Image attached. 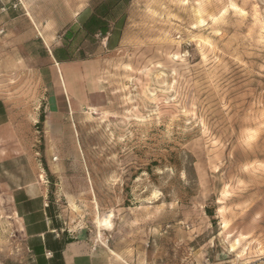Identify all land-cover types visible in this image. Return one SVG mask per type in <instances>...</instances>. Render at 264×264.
<instances>
[{
	"label": "rangeland",
	"instance_id": "rangeland-1",
	"mask_svg": "<svg viewBox=\"0 0 264 264\" xmlns=\"http://www.w3.org/2000/svg\"><path fill=\"white\" fill-rule=\"evenodd\" d=\"M92 1L0 0V264H264V0H131L70 94Z\"/></svg>",
	"mask_w": 264,
	"mask_h": 264
},
{
	"label": "trees",
	"instance_id": "trees-1",
	"mask_svg": "<svg viewBox=\"0 0 264 264\" xmlns=\"http://www.w3.org/2000/svg\"><path fill=\"white\" fill-rule=\"evenodd\" d=\"M130 1L102 0L97 3L93 0V8L83 10L78 15L77 22L62 33L61 47L52 49L57 63L89 60L93 54L90 47L104 38L109 40L108 47H112V39L115 41L114 46L118 47L125 26L126 8ZM44 121L45 117L40 116L39 128Z\"/></svg>",
	"mask_w": 264,
	"mask_h": 264
},
{
	"label": "crops",
	"instance_id": "crops-1",
	"mask_svg": "<svg viewBox=\"0 0 264 264\" xmlns=\"http://www.w3.org/2000/svg\"><path fill=\"white\" fill-rule=\"evenodd\" d=\"M83 11V10H82ZM81 11V12H82ZM80 12V13H81ZM78 13L77 16L80 14ZM77 21H75L74 23H76ZM53 40H51L50 43H53L52 42ZM102 43V47H105L107 48L108 50L110 48H112L110 51H115L118 49V47H115V41L114 39L111 40V46L112 47H108V43H109V40L108 38H104L102 39L101 41ZM46 45V44H45ZM52 45V44H51ZM62 45V40H61V37H59V41L57 44H55L54 46H52V49L54 48H59L61 47ZM45 51L48 53L50 59H51V62L54 63L57 67H60L63 69V78H65L67 84H68V88H69V92L70 94H72L73 92V81H71L70 79V75L68 74L72 69L73 67H76V66H80V65H86L88 63H90L91 61L90 60H85V61H70V62H64V63H57V61L54 59L53 55H52V49H50L48 46H45L44 47ZM68 93V92H67ZM69 96V95H68ZM48 233L52 232L53 231H47ZM41 237L44 239L45 235L47 234L44 230L40 233ZM56 237L52 238L51 239V242H53L55 240ZM58 238V236H57ZM65 240H68V238H65ZM77 244L76 242L72 243V242H69L67 245H65V247L63 248V250L61 251V253L57 250V248L55 247H52V250L55 252V254H57L56 258L54 259L53 256L51 258H53L54 260L51 261V264H77L79 261H81V263H78V264H96L95 263V258H94V255L92 254L91 256H88L89 254L86 253V254H76L74 252H72V249L74 247V245ZM54 254V253H53ZM84 257H86L87 259H85ZM47 261L45 262V264H50L49 263V258L46 257Z\"/></svg>",
	"mask_w": 264,
	"mask_h": 264
},
{
	"label": "built area",
	"instance_id": "built-area-1",
	"mask_svg": "<svg viewBox=\"0 0 264 264\" xmlns=\"http://www.w3.org/2000/svg\"><path fill=\"white\" fill-rule=\"evenodd\" d=\"M47 257H52V254H51V253H48V254H47Z\"/></svg>",
	"mask_w": 264,
	"mask_h": 264
}]
</instances>
